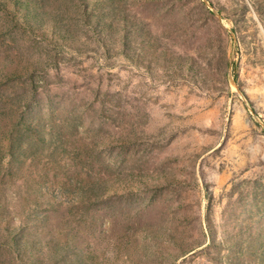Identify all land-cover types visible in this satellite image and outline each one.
Returning a JSON list of instances; mask_svg holds the SVG:
<instances>
[{
	"label": "rangeland",
	"instance_id": "1",
	"mask_svg": "<svg viewBox=\"0 0 264 264\" xmlns=\"http://www.w3.org/2000/svg\"><path fill=\"white\" fill-rule=\"evenodd\" d=\"M42 1L0 11V264H264V0Z\"/></svg>",
	"mask_w": 264,
	"mask_h": 264
},
{
	"label": "trees",
	"instance_id": "2",
	"mask_svg": "<svg viewBox=\"0 0 264 264\" xmlns=\"http://www.w3.org/2000/svg\"><path fill=\"white\" fill-rule=\"evenodd\" d=\"M82 5H85L83 1H81ZM0 11L5 13H23L24 16L31 18H39L44 16H49L47 10L45 8V4L42 0H0ZM42 13V14H41ZM50 18L53 22L57 21L56 15H50ZM59 27L61 25L59 24ZM62 29V27L60 28ZM63 30V29H62ZM15 142L17 139H14ZM10 145V144H9ZM8 150H12L7 148ZM10 233L7 234L6 237L9 236ZM12 237V235H11ZM19 240L16 237L10 238V242H7L2 239L0 241V249H5L12 256V259L17 260L18 255L16 256V252L19 248Z\"/></svg>",
	"mask_w": 264,
	"mask_h": 264
}]
</instances>
